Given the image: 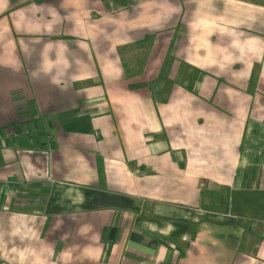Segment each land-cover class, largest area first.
I'll list each match as a JSON object with an SVG mask.
<instances>
[{
  "label": "crops",
  "instance_id": "obj_1",
  "mask_svg": "<svg viewBox=\"0 0 264 264\" xmlns=\"http://www.w3.org/2000/svg\"><path fill=\"white\" fill-rule=\"evenodd\" d=\"M163 1L0 0V264H264V0Z\"/></svg>",
  "mask_w": 264,
  "mask_h": 264
},
{
  "label": "rangeland",
  "instance_id": "obj_2",
  "mask_svg": "<svg viewBox=\"0 0 264 264\" xmlns=\"http://www.w3.org/2000/svg\"><path fill=\"white\" fill-rule=\"evenodd\" d=\"M182 1L183 0H170V2H169L168 0H164L163 3H165V4H169L171 2L181 3ZM184 1H185V3H188L189 1H193V0H184ZM211 1H213V0H200L198 3L201 4L200 10H202L203 13H207V10L219 13L218 14L219 18H217V23H216L218 25V27L219 26H221V27L226 26L225 23H227V22L225 20L229 19V16H226L228 14L225 11L229 10V4L231 5L230 9L232 10V14L230 16L231 19L238 18L239 17L238 14L240 12H244V16H245L247 14V11H248L249 3L246 1H244V2H236V1L229 2V0H218V1H214L213 3L210 4ZM251 3H253V2H251ZM181 6L182 7L184 6L183 2L181 4ZM206 23H208V22H206ZM201 26H204V23H201ZM173 29H174V27H173ZM173 31H175V30H172V28H171L170 31H168V34L166 36H164V37L160 36L159 38L157 37L158 41L160 42L162 40H165L167 42V40H169V39L172 40L173 38H175V36H177V31H175V34H172L171 32H173ZM237 36L240 38V35H237ZM155 40H156V38H155ZM235 68H236V66H235ZM257 74H258V71L255 68V71H253V74L250 76V79H251L250 86H249L250 88L254 87V84H252V83L257 79ZM155 83H158V82H155ZM230 90H231V88H229V91Z\"/></svg>",
  "mask_w": 264,
  "mask_h": 264
},
{
  "label": "trees",
  "instance_id": "obj_3",
  "mask_svg": "<svg viewBox=\"0 0 264 264\" xmlns=\"http://www.w3.org/2000/svg\"><path fill=\"white\" fill-rule=\"evenodd\" d=\"M124 1V0H123Z\"/></svg>",
  "mask_w": 264,
  "mask_h": 264
}]
</instances>
